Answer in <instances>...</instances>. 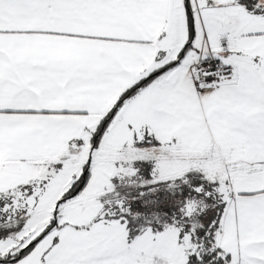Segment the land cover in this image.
Here are the masks:
<instances>
[{
	"label": "snow or ice",
	"instance_id": "1",
	"mask_svg": "<svg viewBox=\"0 0 264 264\" xmlns=\"http://www.w3.org/2000/svg\"><path fill=\"white\" fill-rule=\"evenodd\" d=\"M0 264H264V0H0Z\"/></svg>",
	"mask_w": 264,
	"mask_h": 264
}]
</instances>
